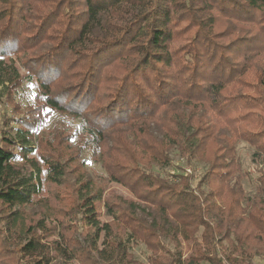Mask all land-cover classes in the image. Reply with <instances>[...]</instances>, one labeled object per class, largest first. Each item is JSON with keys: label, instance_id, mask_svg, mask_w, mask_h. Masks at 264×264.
I'll return each instance as SVG.
<instances>
[{"label": "trees", "instance_id": "16d2710c", "mask_svg": "<svg viewBox=\"0 0 264 264\" xmlns=\"http://www.w3.org/2000/svg\"><path fill=\"white\" fill-rule=\"evenodd\" d=\"M12 52H35L21 62L40 103L0 138V221L13 239H28L14 250L0 239V264H15L11 254L47 259L49 249L73 250L70 222L58 218L63 211L72 218L82 212L97 237L104 232L107 250H122L128 261L134 241L152 250L148 264H175L158 249L162 236L191 249L177 264H247L264 255V0H0V55ZM52 110L81 120L109 178L134 200L115 202L81 175L71 207L55 210L67 202L56 193L45 200L44 218L27 211L40 202L43 172L61 186L69 171V159L57 154L70 136L38 133ZM223 122L236 125L233 137L218 139ZM123 127L130 142L123 131L113 135ZM35 138L42 164L30 157ZM238 140L262 161L252 194L243 185ZM71 149L65 146L67 156ZM173 150L208 167L196 187L189 173L169 171ZM23 163L34 167L30 175ZM140 203L157 213L150 227L137 217ZM103 208L112 220L101 225ZM38 229L60 239L45 244Z\"/></svg>", "mask_w": 264, "mask_h": 264}, {"label": "rangeland", "instance_id": "374dc122", "mask_svg": "<svg viewBox=\"0 0 264 264\" xmlns=\"http://www.w3.org/2000/svg\"><path fill=\"white\" fill-rule=\"evenodd\" d=\"M215 31L217 32L220 30L218 28ZM190 34H192V32H190ZM183 38L184 36L177 39L176 45L183 43ZM32 53L35 52H29L27 54H14L12 52L4 57L0 55V138L1 135L7 134V130L16 126V119L26 112L28 106L34 107L40 103L36 96L34 84L25 77L28 70L23 68L21 62L22 59L26 58V56H30ZM17 75H20V78L22 77V82L19 80L15 81V84H20L18 87L11 83L12 77H17ZM45 114L44 111L39 114L41 120L44 118ZM229 123L223 122V124H221L222 127L219 128V131L217 132L218 139L220 135H226L229 138L234 136L236 125L234 123L230 125ZM124 130H126V127H123L121 130H115L113 131V135L117 137V133H122L123 131V134H125L123 136L127 137V141L130 142L132 136L128 135ZM38 133L50 135L49 137L64 134L70 136L71 140L68 144H62L59 147L61 154H57L58 156L63 155L64 159H69L67 162L69 171L62 180L63 184L58 186L47 182L46 174L43 172L41 176L42 186H40L42 188L39 194L40 202H36L34 206L26 207L27 211L36 219L44 218L43 215L45 214V209L43 210V205L45 204V200L48 199L52 202L56 193H58L60 197H64L67 202L65 204H54L57 206H52L55 210L63 211V209L71 207V199L74 197V189L78 186V178L81 175L83 179H90L97 185L104 186V196L111 198L115 202L119 203V199L121 198L128 200L135 199L133 194L126 187L109 178L107 170L103 164L105 161V158L103 157H105V155L100 157L101 155L98 154V151L96 153V150L99 148H96L95 139L90 135L85 134L81 127L80 119L73 117V115L52 110L41 122ZM153 133L158 139L163 137L161 126L159 125L153 127ZM116 142L108 140V146L110 148L120 147V143ZM67 145L72 148L69 151V155L72 157L66 155L65 146ZM122 146L123 145H121V147ZM31 147L35 150L30 153V157L34 158L38 164H42L40 155L41 147L37 138L33 140ZM121 151L127 154L125 150ZM235 151L242 164V168L248 173V176L243 180L244 188L249 194H252L256 189V180L262 169V161L260 157L256 156L255 148L243 140L237 141ZM115 153H117L116 150ZM112 156H114V154L112 151H109L106 161L109 162ZM171 157L173 160V167H170L169 171H172L173 173H180L181 171L189 173L193 179V187L198 185L199 181L208 170V167L203 162L192 161L191 163H188L186 158L181 157L177 150L171 152ZM23 166L25 169L24 172L28 175L34 170V167L27 163H23ZM140 205L141 208L139 207L137 209V217L145 220V225L150 227L153 218H158L157 213H155V211L151 212L150 209L142 203H140ZM63 212L58 218L64 222H70L69 226L71 227V230H68V232L70 237L73 238V250L65 249L63 251H54L49 249L50 254L47 259L44 257V254L41 253L35 255L19 254V256L11 254V257L15 260V264H148L149 257H155L152 250L145 244H136L134 241H131L128 243L126 249V253L131 256V260L128 261L127 258H124V252L122 250H117L113 253L107 250V244H103V240L105 239L104 232H101L100 236L97 237L96 232L87 226L85 221L82 220V212H77L73 218L69 215H63ZM111 220L112 217L109 216L107 210L103 208V214L100 217L101 225L110 222ZM47 221L50 220L48 219ZM50 222L52 224H58L56 221ZM37 232L42 235H47L42 237V241L45 244L51 243L53 239H60L59 236H51L50 234L45 233L43 229H38ZM0 239H3L5 246L11 250H14L17 244L23 245L28 241V239H23L22 241L20 238L13 239V236H11L6 226L2 224V221H0ZM160 241V247H164L158 248L160 252H162L161 255L175 264H177V261L181 256L182 258H185L191 254V249L187 248L185 243H182L180 248H177L164 236L161 237ZM103 249H106V251L104 250L105 252L100 253L99 250L102 251ZM165 254L166 256H164ZM7 258H10V256L8 255ZM246 262L247 264H264V255H254L251 258L246 259ZM3 264H13V262L12 260L7 259L3 260ZM201 264L210 263L202 262Z\"/></svg>", "mask_w": 264, "mask_h": 264}]
</instances>
